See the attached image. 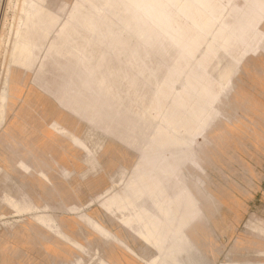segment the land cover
<instances>
[{"label": "rangeland", "instance_id": "rangeland-1", "mask_svg": "<svg viewBox=\"0 0 264 264\" xmlns=\"http://www.w3.org/2000/svg\"><path fill=\"white\" fill-rule=\"evenodd\" d=\"M19 1L0 0V264H264V0ZM24 148L45 176L14 167Z\"/></svg>", "mask_w": 264, "mask_h": 264}, {"label": "bare ground", "instance_id": "bare-ground-1", "mask_svg": "<svg viewBox=\"0 0 264 264\" xmlns=\"http://www.w3.org/2000/svg\"><path fill=\"white\" fill-rule=\"evenodd\" d=\"M171 1H173V0H165L164 1V3H165V5H170L171 4ZM19 4H17L18 5V7H17V10L19 11V12H23V17L24 18H27L28 17V15H29V10L31 9V7L33 6V1L32 0H20L19 2H18ZM256 10H258V9H256ZM256 10H253L254 11V13H255V11ZM19 19H21V18H19ZM253 19V18H252ZM250 20L249 22L250 23H247L248 25H252V21L253 20ZM15 20V19H14ZM194 27L197 29V30H201L202 29V24H200V23H198V24H194ZM239 37H241V36H243V35H238ZM244 61V59H242L241 61H237V63H236V66L235 67H238L239 66V68H240V65L242 64V62ZM213 104H217V101H214L213 102ZM180 107H184L183 106V102H181L180 103ZM167 124V123H166ZM25 149V148H24ZM29 150H21V158H19L16 162H15V168L17 169V170H19L22 174H26V175H28L29 173H38V174H40L41 176H45V174L43 173V172H45L44 171V169L43 168H37V166L36 167H34L33 165H34V161H32V159L33 158H31V159H29V158H27V156H29ZM27 158V159H26ZM195 159H194V162H196V157H194ZM159 159V155H158V153H155V154H150L149 156H148V158L147 159H145V161H144V163L145 164H149V163H153L154 161H156V160H158ZM50 160V162L54 165V166H57L58 168H61V172H62V169H63V167H61L60 166V164L55 160V159H53V158H51V159H49ZM190 166H192V164H190ZM35 171V172H34ZM62 174H64L63 172H62ZM65 178H67V175H65ZM66 180V179H65ZM53 183L51 182V180H49V183H48V186L49 187H51V188H53ZM149 198H155V197H157V196H162V194H161V192L160 191H152V192H149ZM15 201H17L14 197H12V196H10L6 191H5V194L3 195V196H1L0 197V202H4V203H6V205H8L9 207H10V209H12V208H15L14 207V205H15ZM18 202V201H17ZM145 205H149L148 203H146ZM72 207V206H71ZM74 208H76V207H74ZM74 208H69V209H74ZM26 209L29 211V210H33V209H39V205H36V206H33V207H30V206H27L26 207ZM102 210L105 212V214L107 215L108 214V212H109V207L107 206V207H105V208H102ZM143 211H145L143 208H141V209H139V211L138 212H136L134 215L137 217V215H138V213L139 212H143ZM17 212H21V209H17ZM35 217V219L38 217V216H34ZM152 218H157V216L156 215H152L151 216ZM150 216H148L147 217V219H150L151 218ZM39 218V217H38ZM37 221V222H36ZM34 220L33 222H34V224L35 225H37L38 227H40L43 231H45L46 232V228L42 225V221L40 220V219H37V220ZM98 222V221H97ZM94 223V224H99V222L98 223ZM131 223V221H126V222H121V223H119L120 225H122V226H124V225H126V226H128L129 224ZM155 225L153 224V227H154ZM146 231L148 230L147 228H144ZM176 231H174V232H171V231H164L163 233L165 234V236H168V235H171L172 233L174 234ZM49 243V241L48 242H46L45 241V245L46 244H48ZM53 245V244H52ZM172 247H170V248H168V250L165 252V253H167L170 249H171ZM164 252H162V255L163 254H165ZM173 260V262H174V264H185L186 263V260H185V253H184V251L182 250V249H177V253H176V255L174 256V258L172 259ZM151 264H156L155 262H153V263H151ZM157 264H166V259H161L160 260V262L159 263H157Z\"/></svg>", "mask_w": 264, "mask_h": 264}, {"label": "crops", "instance_id": "crops-1", "mask_svg": "<svg viewBox=\"0 0 264 264\" xmlns=\"http://www.w3.org/2000/svg\"><path fill=\"white\" fill-rule=\"evenodd\" d=\"M34 202H35V204H37V205H41V204H43V203H45V204H47V201L46 200H43V199H41L40 197H31V196H29ZM50 207H52V204L50 203V204H48ZM56 207H55V211H56ZM54 211V212H55ZM9 214H10V211H9ZM11 215V214H10ZM24 220H28L30 223H28V225H27V227L26 228H23V230L22 231H19L20 233V237H19V241H18V243H19V251L18 252H22V253H24V254H22L21 256H23V257H25V256H27L28 258H36V257H40L41 255H40V250H39V248H37L36 247V234H35V231H33L30 227H36L37 229H39V230H42L40 227H38L37 225H35L34 224V222L33 221H31L30 219H27L26 217H24V218H22L21 219V222L22 221H24ZM32 234H34V236H33V238H32ZM49 236H50V238L52 237L50 234H49ZM10 238V237H9ZM41 240V239H40ZM37 241H39V240H37ZM49 241V244H50V246L52 245V243H51V241L50 240H48ZM48 241H46V242H48ZM39 244H40V242H39ZM35 251H38L37 252V255L36 254H34L35 253ZM27 254V255H26ZM51 254V250H50V252H49V255ZM19 258V257H18ZM26 258V257H25ZM22 260V259H21ZM22 261H24L25 262V260H22ZM22 261H21V264H25V263H22ZM12 263V262H11ZM10 264V263H9ZM12 264H14V262L12 263Z\"/></svg>", "mask_w": 264, "mask_h": 264}]
</instances>
